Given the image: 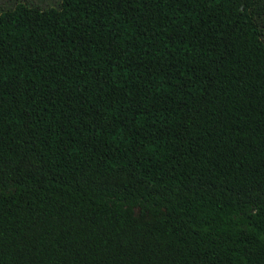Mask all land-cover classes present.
I'll return each instance as SVG.
<instances>
[{
  "label": "trees",
  "instance_id": "trees-1",
  "mask_svg": "<svg viewBox=\"0 0 264 264\" xmlns=\"http://www.w3.org/2000/svg\"><path fill=\"white\" fill-rule=\"evenodd\" d=\"M0 264H264V0L1 11Z\"/></svg>",
  "mask_w": 264,
  "mask_h": 264
},
{
  "label": "rangeland",
  "instance_id": "rangeland-1",
  "mask_svg": "<svg viewBox=\"0 0 264 264\" xmlns=\"http://www.w3.org/2000/svg\"><path fill=\"white\" fill-rule=\"evenodd\" d=\"M16 2H25L29 5L44 8L57 6L60 0H0V12L12 8Z\"/></svg>",
  "mask_w": 264,
  "mask_h": 264
}]
</instances>
